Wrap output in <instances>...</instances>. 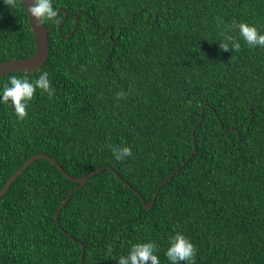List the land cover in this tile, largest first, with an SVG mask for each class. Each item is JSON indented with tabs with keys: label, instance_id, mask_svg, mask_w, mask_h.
Returning <instances> with one entry per match:
<instances>
[{
	"label": "trees",
	"instance_id": "obj_1",
	"mask_svg": "<svg viewBox=\"0 0 264 264\" xmlns=\"http://www.w3.org/2000/svg\"><path fill=\"white\" fill-rule=\"evenodd\" d=\"M52 6L45 64L0 77V93L12 76L43 72L55 89L51 99L37 89L24 121L0 100V190L36 154L74 178L110 167L130 188L101 170L70 195L57 226L77 185L34 161L0 200V264H80L77 242L82 264H117L147 242L171 264L177 232L197 248L195 264H264V48H249L237 29L227 34L240 51L220 48L233 21L264 34V0ZM34 51L22 3L0 0V63ZM109 145L132 156L117 161Z\"/></svg>",
	"mask_w": 264,
	"mask_h": 264
},
{
	"label": "clouds",
	"instance_id": "obj_2",
	"mask_svg": "<svg viewBox=\"0 0 264 264\" xmlns=\"http://www.w3.org/2000/svg\"><path fill=\"white\" fill-rule=\"evenodd\" d=\"M4 3L9 7H15L17 0H4ZM27 11L29 16L35 18L40 25H43L45 20L53 22L59 15L57 9H54L52 6V0H32L31 6L27 8ZM234 29L239 31L240 37L243 38L249 48H264V34H261L255 26H251L248 23H236L233 21L232 25H226L224 30L220 33L223 37V40L220 42L221 50L240 51L241 46L239 40L227 34ZM104 32L105 30L103 33ZM111 35L109 33L110 39ZM9 84H5L2 93H0V100L5 104L11 102L15 115L19 121H24L27 118L28 104L35 96L37 89H40L43 93H47L49 99L55 94V89L51 86V81L48 78L47 72H43L38 79L31 82L26 77L20 79L16 76H12ZM126 95L127 94L121 90L117 93V99H123ZM109 148L117 161H123L132 156V149L128 146L109 145ZM111 251L112 249L109 245V254ZM156 251L157 247L154 242L137 243L131 247L127 256H120L117 264H149V262L150 264H160L158 256L154 254ZM196 252L197 248L190 240L183 234L177 232L170 238V246L166 251V256L171 264H180V262L195 264Z\"/></svg>",
	"mask_w": 264,
	"mask_h": 264
},
{
	"label": "water",
	"instance_id": "obj_3",
	"mask_svg": "<svg viewBox=\"0 0 264 264\" xmlns=\"http://www.w3.org/2000/svg\"><path fill=\"white\" fill-rule=\"evenodd\" d=\"M20 2L22 3L26 13H27V17H28V23L32 32V36H33V40H34V45H35V51L34 53L27 57V58H22V59H13V60H9V61H4L0 63V77L5 76L9 73H13V72H30V71H35L38 70L39 68H41L47 58H48V38H47V34L51 28V26L49 28H45L43 25H40L38 21L35 20V18H32L31 16H29L27 8L31 6L32 0H20ZM78 15L76 16L77 19ZM63 21V20H62ZM54 22V21H53ZM52 22V24H53ZM110 35H111V31H110ZM199 124V123H198ZM197 126V125H196ZM195 126V127H196ZM194 132L192 131V136H193ZM193 145L194 148L192 150V152L187 156V158L181 163L180 167L177 168V170L175 172H177L182 166L185 165V163L187 162V160L189 159V157H191L194 152H195V141L193 139ZM36 160H45L47 162H49L52 166H54L60 173L61 175L69 180L71 183L76 184L77 186L71 190L67 196V198L64 200L63 204L61 205V207L59 208V210L56 212L55 214V222L57 224V226H59L57 219H58V215L62 209V207L66 204L68 198L70 197V195L85 186L87 180L92 177L93 175H95L96 173L100 172L103 169H108L111 172L114 173V175L121 181L123 182L128 188H130V186L125 183L123 181V179L121 177H119L112 168L110 167H106V166H102L97 168L95 171H92L84 176L78 177V178H74L72 176H70L69 174H67L59 165L57 162H55L53 159H51L49 156L45 155V154H36L34 156H31L29 159L26 160V162L8 179V181L5 183V185L2 187V189L0 190V200L3 197V195L7 192V190L9 189L10 185L15 181V179L34 161ZM166 182V180H165ZM160 186H162V184L159 185V187L157 188V190H159ZM156 195V193H155ZM155 195L153 196V198L151 199V201L148 204H145L143 202L144 208L146 210H149L153 204V201L155 199ZM60 230L64 233L65 231H63L61 228ZM81 248H82V254L80 256V264L83 263V255H84V247L82 246V244L80 242H77Z\"/></svg>",
	"mask_w": 264,
	"mask_h": 264
}]
</instances>
